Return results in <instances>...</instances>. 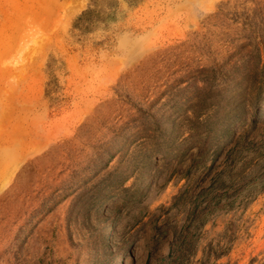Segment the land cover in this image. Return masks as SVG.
<instances>
[{"label":"rangeland","instance_id":"374dc122","mask_svg":"<svg viewBox=\"0 0 264 264\" xmlns=\"http://www.w3.org/2000/svg\"><path fill=\"white\" fill-rule=\"evenodd\" d=\"M0 264H264V0H0Z\"/></svg>","mask_w":264,"mask_h":264}]
</instances>
